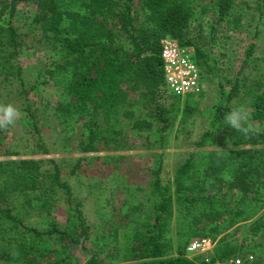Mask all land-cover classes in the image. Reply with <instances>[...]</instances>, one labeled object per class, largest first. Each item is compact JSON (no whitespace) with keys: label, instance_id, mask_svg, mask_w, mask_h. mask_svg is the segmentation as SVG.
<instances>
[{"label":"trees","instance_id":"1","mask_svg":"<svg viewBox=\"0 0 264 264\" xmlns=\"http://www.w3.org/2000/svg\"><path fill=\"white\" fill-rule=\"evenodd\" d=\"M22 2L34 6L31 23L44 38L42 49L50 53L38 69L39 84L60 90L64 97L52 107L55 126L67 138L81 123L84 133L78 151L85 157L103 154L94 160L129 150L121 137L124 121L138 137H146L153 122L161 130L176 117L182 124L193 98L201 95H168L173 104L167 110L155 102V93L163 88L162 38L176 40L199 67L207 59L185 38L192 13L212 16L211 37L219 26L223 33H237L249 25L241 22L239 10L232 12L234 0H0L1 80H20L17 56L24 42L11 17ZM251 10L264 15V0H254ZM253 47L249 45L246 58ZM245 60L240 70L247 67ZM215 77L218 81L219 75ZM123 83L139 94L141 106L153 105L146 118L136 117ZM218 90L208 130L176 164L170 180L162 183L156 171L153 181L138 189L144 193L139 203L119 207L130 230L118 236L115 264H200L199 256L186 257L185 247L202 238L214 243L210 263L251 255L253 264H264V76L250 83L246 76L235 78L228 92L221 85ZM236 104L261 126L247 138L224 123L225 114ZM35 111L25 106L20 123L37 135ZM31 156V151L0 152V264H65L76 259L71 249L87 239L88 226L79 205L70 207L69 187L60 181L53 161L44 182L39 177L40 161ZM57 188L67 196L60 229L53 220L45 230L28 227L5 205L13 197L30 194L27 206L49 216ZM240 227L249 236L247 243L234 237ZM51 243L57 248H50ZM83 264L102 263L89 256Z\"/></svg>","mask_w":264,"mask_h":264},{"label":"rangeland","instance_id":"2","mask_svg":"<svg viewBox=\"0 0 264 264\" xmlns=\"http://www.w3.org/2000/svg\"><path fill=\"white\" fill-rule=\"evenodd\" d=\"M253 1L234 0L232 12L239 10L241 22L249 24L237 33H223L220 31L222 26H219L218 33L211 37L212 16L192 13L185 38L192 40L203 51V57L207 61L204 66L198 67L204 78V89L199 97L193 98L185 121L179 124L178 117L170 119L164 130H161L159 123L153 122V128L144 133L146 137H138L130 130L129 123L124 121L121 125V137L129 150L109 154L104 156L107 158L99 160H94L93 157H100L103 155L101 153L85 157L78 151V143L82 140L80 135L84 133L81 123L72 132V136L67 138L55 126L52 107L55 103L64 101V97L60 90L40 85L41 78L37 74L50 53L42 49L44 38L31 23L36 14L34 6L25 2L15 5L11 24L19 28L24 42V48L17 56L21 75L19 81L14 78L0 79V103L13 104L22 113L21 117L25 116V106L31 111L36 110L34 124L38 134L30 129H23L20 118L14 125L0 129V152L31 151V158L40 161L39 177L44 182L47 181L44 174L52 171L49 161L57 166L60 181L69 187L70 207L79 205L80 213L88 226V237L80 245L81 253L86 256L85 260L93 256L102 264H115L118 236L124 229L130 230V222L119 214V207L123 205L130 208L139 203L144 193L138 189H145L153 181L156 171L162 183L170 180L176 164L193 150V143L208 130L209 120L219 100L218 85L228 92L235 78L246 76L250 83L259 76H264V15L259 16L251 10ZM250 44L254 45L253 51L246 58ZM244 60L247 67L240 70ZM209 68L213 70L210 72ZM215 75H219L218 81ZM121 88L126 92L136 117L146 118L153 105L148 108L141 106V97L131 89L130 84L123 83ZM157 91L155 102L167 110L173 100L163 88ZM235 100L232 99L231 102L235 104ZM166 116L170 115L167 113ZM249 123L253 130L261 128L256 122L249 120ZM80 158L83 159L81 162ZM45 185L47 184L43 183ZM31 196L18 195L6 201L5 205L28 227L45 230L47 222L53 220L60 229L64 223L63 211L67 206V196L63 189L54 190L49 216H45L44 211L37 212L27 206L25 201ZM234 237L238 243H247L249 236L240 227L235 231ZM50 248H57V243H51ZM75 248L76 246L71 249V255ZM76 261L68 259L65 264H75Z\"/></svg>","mask_w":264,"mask_h":264},{"label":"built area","instance_id":"3","mask_svg":"<svg viewBox=\"0 0 264 264\" xmlns=\"http://www.w3.org/2000/svg\"><path fill=\"white\" fill-rule=\"evenodd\" d=\"M163 89L168 95L183 98L203 91L204 80L190 52L176 40L164 37L159 42ZM214 243L209 239H192L185 247L186 257H200V264H253L251 255L235 256L210 263Z\"/></svg>","mask_w":264,"mask_h":264},{"label":"clouds","instance_id":"4","mask_svg":"<svg viewBox=\"0 0 264 264\" xmlns=\"http://www.w3.org/2000/svg\"><path fill=\"white\" fill-rule=\"evenodd\" d=\"M21 116L22 113L13 104L0 103V129H6L9 126L14 125ZM224 123L229 128L244 135L246 138L253 131V128L249 123L248 112L243 107L233 108L226 113Z\"/></svg>","mask_w":264,"mask_h":264},{"label":"water","instance_id":"5","mask_svg":"<svg viewBox=\"0 0 264 264\" xmlns=\"http://www.w3.org/2000/svg\"><path fill=\"white\" fill-rule=\"evenodd\" d=\"M80 243L76 246L75 249H73L72 255L74 258H76L78 264H83L85 262L86 256L83 255L80 251Z\"/></svg>","mask_w":264,"mask_h":264},{"label":"crops","instance_id":"6","mask_svg":"<svg viewBox=\"0 0 264 264\" xmlns=\"http://www.w3.org/2000/svg\"><path fill=\"white\" fill-rule=\"evenodd\" d=\"M86 188H87V187H86ZM86 188H85V189H86ZM85 189H84V190H85ZM120 191H121V190H120ZM94 197H95V196H94Z\"/></svg>","mask_w":264,"mask_h":264}]
</instances>
